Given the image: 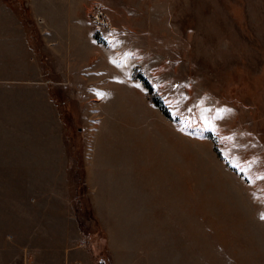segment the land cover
Segmentation results:
<instances>
[{"label": "rangeland", "instance_id": "374dc122", "mask_svg": "<svg viewBox=\"0 0 264 264\" xmlns=\"http://www.w3.org/2000/svg\"><path fill=\"white\" fill-rule=\"evenodd\" d=\"M2 4L58 111L93 264H264V0ZM8 192L0 264L32 231Z\"/></svg>", "mask_w": 264, "mask_h": 264}, {"label": "crops", "instance_id": "0c3cea01", "mask_svg": "<svg viewBox=\"0 0 264 264\" xmlns=\"http://www.w3.org/2000/svg\"><path fill=\"white\" fill-rule=\"evenodd\" d=\"M5 7L0 6V163L21 166L22 176L0 178V212L6 211L3 201L10 195L8 191L16 189L20 197L16 203H21V212L32 214V231L28 227L24 229L20 252L11 254L9 261L93 264L91 249L80 232L70 202L73 179L67 171L66 145L58 111L44 82L38 79L39 69L22 22L14 15L6 18ZM51 128L53 136L49 139L44 133ZM49 146L52 147L49 155L52 153L46 158L45 148ZM50 163L55 164L57 176L54 173L44 176L45 166ZM32 164L38 166L42 176H23L25 166Z\"/></svg>", "mask_w": 264, "mask_h": 264}, {"label": "water", "instance_id": "95a60500", "mask_svg": "<svg viewBox=\"0 0 264 264\" xmlns=\"http://www.w3.org/2000/svg\"><path fill=\"white\" fill-rule=\"evenodd\" d=\"M97 264H102V260H98L97 261Z\"/></svg>", "mask_w": 264, "mask_h": 264}, {"label": "snow or ice", "instance_id": "6c2138e0", "mask_svg": "<svg viewBox=\"0 0 264 264\" xmlns=\"http://www.w3.org/2000/svg\"><path fill=\"white\" fill-rule=\"evenodd\" d=\"M262 218H264V217H262Z\"/></svg>", "mask_w": 264, "mask_h": 264}]
</instances>
